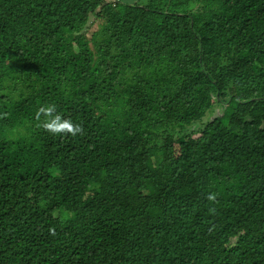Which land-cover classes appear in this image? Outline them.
I'll use <instances>...</instances> for the list:
<instances>
[{
  "label": "trees",
  "instance_id": "16d2710c",
  "mask_svg": "<svg viewBox=\"0 0 264 264\" xmlns=\"http://www.w3.org/2000/svg\"><path fill=\"white\" fill-rule=\"evenodd\" d=\"M0 264H264V0H0Z\"/></svg>",
  "mask_w": 264,
  "mask_h": 264
},
{
  "label": "clouds",
  "instance_id": "9594fccd",
  "mask_svg": "<svg viewBox=\"0 0 264 264\" xmlns=\"http://www.w3.org/2000/svg\"><path fill=\"white\" fill-rule=\"evenodd\" d=\"M35 118L38 122V127H41L54 135L70 134L75 137L84 132L81 124L75 123L71 118L60 114L54 103H47L38 108ZM207 199L215 202L217 199L216 194H208Z\"/></svg>",
  "mask_w": 264,
  "mask_h": 264
},
{
  "label": "rangeland",
  "instance_id": "374dc122",
  "mask_svg": "<svg viewBox=\"0 0 264 264\" xmlns=\"http://www.w3.org/2000/svg\"><path fill=\"white\" fill-rule=\"evenodd\" d=\"M123 1H125V2H140V3L146 2V0H123ZM94 19L95 18L93 16L90 19V23H92L91 24V27L92 28H90V30H92L93 28L96 27V21H94ZM89 33H90V31H89ZM223 110H224V106H216L213 111H209L208 112V114L206 115V118L205 119L206 120H211L214 117H216L218 115H221L223 113ZM201 125L195 124L194 126L189 127V131H191V130L199 131V130H196L194 128H198V126L201 127ZM196 133L198 134V132H196Z\"/></svg>",
  "mask_w": 264,
  "mask_h": 264
}]
</instances>
